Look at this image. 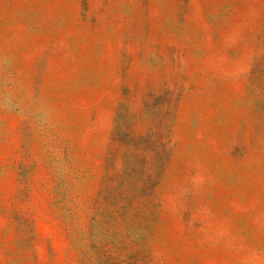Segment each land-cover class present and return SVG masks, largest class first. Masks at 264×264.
<instances>
[{
    "label": "rangeland",
    "instance_id": "rangeland-1",
    "mask_svg": "<svg viewBox=\"0 0 264 264\" xmlns=\"http://www.w3.org/2000/svg\"><path fill=\"white\" fill-rule=\"evenodd\" d=\"M0 264H264V0H0Z\"/></svg>",
    "mask_w": 264,
    "mask_h": 264
}]
</instances>
